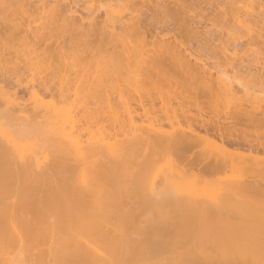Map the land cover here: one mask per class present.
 Returning a JSON list of instances; mask_svg holds the SVG:
<instances>
[{"label": "bare ground", "instance_id": "bare-ground-1", "mask_svg": "<svg viewBox=\"0 0 264 264\" xmlns=\"http://www.w3.org/2000/svg\"><path fill=\"white\" fill-rule=\"evenodd\" d=\"M201 1L0 0V90L6 105H19L7 92L23 87L36 108L47 111L40 120L18 110L0 112V264H63L60 108L41 93L55 95L90 70L103 73L97 81L121 94L133 90L123 101L140 119L158 101L187 117V129L172 131L162 128L173 123L168 113L155 118L156 126L130 124L117 131L123 139H219L243 170H252L255 179L240 178L234 189L248 193L240 205L246 208L226 220L229 233L215 238L235 241L233 256L224 262L264 264V202L255 203L252 195L264 193L258 188L264 182V103L242 102L226 76L229 69L264 77V0L241 8L231 1L228 9L206 0L208 14ZM229 19L233 28L215 23ZM203 20L220 27L206 30L209 39L197 30ZM239 47L245 56L238 57ZM204 52L215 60L205 61ZM113 182H120L113 173H99L93 187L106 190Z\"/></svg>", "mask_w": 264, "mask_h": 264}, {"label": "rangeland", "instance_id": "rangeland-1", "mask_svg": "<svg viewBox=\"0 0 264 264\" xmlns=\"http://www.w3.org/2000/svg\"><path fill=\"white\" fill-rule=\"evenodd\" d=\"M198 1L193 0L194 4ZM215 1L225 9L231 1L240 8L250 2ZM206 2L200 4L206 8L205 14L210 10ZM210 22L203 20L197 26L203 38L209 39L206 30L216 24L234 27L230 19L212 22L214 25ZM234 50L238 57L244 55L243 47ZM209 56L206 52L201 58L211 63L215 59ZM228 70V82L242 102L264 103V77L255 71L242 76ZM102 75L90 70L85 78L64 83L55 95L41 93L45 102L54 100L60 108L63 264H234L224 261L233 256L235 241L223 244L215 237L229 233L232 225L226 220L246 208L240 205L245 204L248 193L240 196L234 189L240 187V178L255 179L252 170H243L241 160L225 152L219 139H123L117 131L130 124L156 126L155 118L168 113L173 123L165 122L162 128L172 131L187 129V117L181 109L174 113L172 106L158 101L140 119L123 101L134 91L121 94L119 89L98 82L96 76ZM3 94L0 90V112L18 110L20 115L39 120L47 114L44 107L36 108L23 87L7 92L19 105L7 106ZM220 110L223 120L224 105ZM212 163L215 168L210 167ZM99 173H113L120 182L106 190L96 189L93 180ZM263 183L258 188L264 187ZM252 195L255 203L264 202L260 190Z\"/></svg>", "mask_w": 264, "mask_h": 264}]
</instances>
